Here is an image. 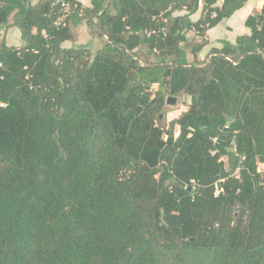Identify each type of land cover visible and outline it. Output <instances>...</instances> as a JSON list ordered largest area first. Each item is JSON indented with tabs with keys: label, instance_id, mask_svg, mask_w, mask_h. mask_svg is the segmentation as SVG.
<instances>
[{
	"label": "trees",
	"instance_id": "obj_1",
	"mask_svg": "<svg viewBox=\"0 0 264 264\" xmlns=\"http://www.w3.org/2000/svg\"><path fill=\"white\" fill-rule=\"evenodd\" d=\"M65 1L0 0V264H264V4L190 61L249 0ZM86 20L93 57L63 46ZM167 93L191 102L165 130Z\"/></svg>",
	"mask_w": 264,
	"mask_h": 264
},
{
	"label": "rangeland",
	"instance_id": "obj_2",
	"mask_svg": "<svg viewBox=\"0 0 264 264\" xmlns=\"http://www.w3.org/2000/svg\"><path fill=\"white\" fill-rule=\"evenodd\" d=\"M32 3H36L37 0H30ZM247 11V10H245ZM243 12H237L233 16V18L229 21L239 19L242 16ZM186 10L176 11V15L186 14ZM241 13V14H240ZM201 16V9L193 14L191 18L193 20H198ZM14 14L10 16V24L4 28L0 29V43L3 39L7 41L9 45L21 46L23 44L22 39L18 33H20L19 28H16V32L10 31V27H14L12 25ZM245 26V24H244ZM71 31L73 34L72 40H67L63 43L64 47L70 46H85L89 48L92 57L101 50L105 44L106 37L101 36L98 29L93 25H90L88 21H84L82 25H74L70 23ZM241 32V25L231 24L229 27L227 25L226 19L220 23V25L211 30L212 42L206 38L207 34L200 35L196 30H190L187 32V41L182 42L183 47L186 49L188 53V58L190 61H205L208 60L211 54V50L213 47H222L226 41H236L237 36ZM207 41V42H206ZM199 43H204L203 48L197 53H193L192 48L197 46ZM141 63L146 62H154L156 60L155 55L148 54L147 49L144 47L141 51ZM158 85L154 84L152 86V90L156 91L158 89ZM169 96L177 97V102L175 104L167 103V98ZM191 97L186 94H170L167 93L165 97V104L163 110L161 112L162 117L157 121V124L161 126L163 129L168 130L171 128L172 122L178 117V115L190 104ZM175 135L178 136L180 133V128L178 125L174 127ZM166 137V136H165ZM227 162V157H224Z\"/></svg>",
	"mask_w": 264,
	"mask_h": 264
},
{
	"label": "crops",
	"instance_id": "obj_3",
	"mask_svg": "<svg viewBox=\"0 0 264 264\" xmlns=\"http://www.w3.org/2000/svg\"><path fill=\"white\" fill-rule=\"evenodd\" d=\"M79 1H81L82 2V4L84 5V6H91V1L92 0H79ZM263 4H264V0H249L248 2H246V4H245V6L243 7V8H241V9H239V10H237L230 18H228V19H226V22H227V25L230 27L231 26V24H238V25H241V32L239 33V35L238 36H240V35H243V34H250V29L245 25L244 26V24H245V21H246V19H247V17L250 15V14H252V13H254V12H256V11H260L261 9H262V6H263ZM245 10H247V11H245ZM243 11H245L244 13H242V16L241 17H239V19L238 20H236L235 22H234V20H232V21H229V20H231L232 18H233V16L235 15V14H237V12H243ZM241 14V13H240ZM81 26L82 25V23L81 24H78V26ZM220 25V24H219ZM218 25V26H219ZM217 27V26H216ZM16 26H14V27H10V31H14V32H16ZM215 28V27H214ZM213 29V28H212ZM212 29H210L208 32H207V35H206V38L208 39V40H210V42H212V35H211V30ZM19 35H20V37H21V33H18ZM238 36H237V38H238ZM207 42V41H206ZM232 43H235L236 41H231Z\"/></svg>",
	"mask_w": 264,
	"mask_h": 264
},
{
	"label": "built area",
	"instance_id": "obj_4",
	"mask_svg": "<svg viewBox=\"0 0 264 264\" xmlns=\"http://www.w3.org/2000/svg\"><path fill=\"white\" fill-rule=\"evenodd\" d=\"M60 1L62 2V9H61V14H60V17L58 19L57 24L62 23V21L65 20L72 13L71 5L68 2H66L65 0H60ZM213 152H215V151H213ZM257 170L262 176H264V159L258 158ZM193 182L195 184V181H193ZM220 192H221V189L217 188L215 194L218 195Z\"/></svg>",
	"mask_w": 264,
	"mask_h": 264
},
{
	"label": "water",
	"instance_id": "obj_5",
	"mask_svg": "<svg viewBox=\"0 0 264 264\" xmlns=\"http://www.w3.org/2000/svg\"><path fill=\"white\" fill-rule=\"evenodd\" d=\"M25 1H27V0H25ZM176 102H177V97H175V96H169L167 98V103L175 104ZM161 117H162V115H161Z\"/></svg>",
	"mask_w": 264,
	"mask_h": 264
}]
</instances>
